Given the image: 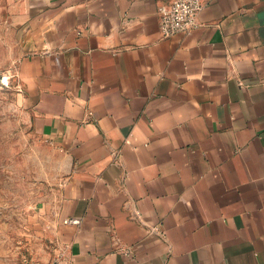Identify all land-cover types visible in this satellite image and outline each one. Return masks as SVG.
<instances>
[{
    "label": "crops",
    "instance_id": "0c3cea01",
    "mask_svg": "<svg viewBox=\"0 0 264 264\" xmlns=\"http://www.w3.org/2000/svg\"><path fill=\"white\" fill-rule=\"evenodd\" d=\"M171 1L0 0L60 157L45 264H264V0L163 39Z\"/></svg>",
    "mask_w": 264,
    "mask_h": 264
},
{
    "label": "rangeland",
    "instance_id": "374dc122",
    "mask_svg": "<svg viewBox=\"0 0 264 264\" xmlns=\"http://www.w3.org/2000/svg\"><path fill=\"white\" fill-rule=\"evenodd\" d=\"M0 15V264H45L60 157L30 130L14 36Z\"/></svg>",
    "mask_w": 264,
    "mask_h": 264
},
{
    "label": "built area",
    "instance_id": "2783aa9c",
    "mask_svg": "<svg viewBox=\"0 0 264 264\" xmlns=\"http://www.w3.org/2000/svg\"><path fill=\"white\" fill-rule=\"evenodd\" d=\"M203 8V0H172L167 5L159 6L157 13L161 37L167 39L197 29ZM66 223L77 224L79 221L69 220Z\"/></svg>",
    "mask_w": 264,
    "mask_h": 264
}]
</instances>
